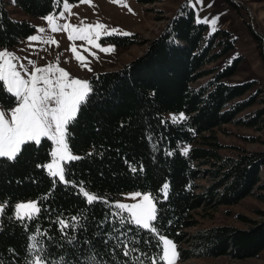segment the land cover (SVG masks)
<instances>
[{
  "label": "trees",
  "instance_id": "1",
  "mask_svg": "<svg viewBox=\"0 0 264 264\" xmlns=\"http://www.w3.org/2000/svg\"><path fill=\"white\" fill-rule=\"evenodd\" d=\"M13 5L43 16L57 8V1L13 0ZM33 30L26 20L13 18L0 0V47L15 45ZM108 39L118 47L139 43L135 33ZM233 45L225 30L207 34V25L197 22L194 9L182 4L161 33L148 41L143 54L89 78L92 92L68 126L70 150L82 157L67 165L70 179L83 182L91 193L110 203L133 190L158 198L155 226L177 243L178 260L219 255L245 258L264 249V216L249 219L239 214L247 226L216 223L186 230L198 222V210L235 205L247 196L264 201L259 177L264 152L224 155L219 151L222 144L206 134L227 123L255 126L264 113L261 108L253 117H238L255 100L254 95L237 99L250 90L252 82L224 81L236 73L238 57L222 68L209 67ZM13 102L14 97L0 87V104ZM180 113L188 119L173 123L171 117ZM185 147H189L187 155L182 153ZM52 148V141L42 139L39 145H25L14 161L0 158V202L6 205L0 215V261L26 264L33 255L30 238L36 236L43 241L47 259L59 264H87L86 257L93 254L100 264H125L128 258L115 248L117 241L109 239L119 231L126 232L128 239L135 235L141 252L155 254L152 235L128 223L121 226L109 215L115 209L104 203L86 204L72 185L58 181L54 185L42 167L50 160ZM201 178H207V184H198ZM165 183L167 199L160 191ZM30 198L39 202L40 213L30 220L16 219L14 203ZM73 216L83 217L75 227L71 226ZM60 220L70 227L62 231ZM38 231L46 236L37 235ZM149 239L152 244L144 243ZM182 241L188 245L182 246Z\"/></svg>",
  "mask_w": 264,
  "mask_h": 264
},
{
  "label": "rangeland",
  "instance_id": "2",
  "mask_svg": "<svg viewBox=\"0 0 264 264\" xmlns=\"http://www.w3.org/2000/svg\"><path fill=\"white\" fill-rule=\"evenodd\" d=\"M4 1L13 18L26 20L34 27V30L15 45L0 47V50L8 49L10 52L15 53L20 58V63H23L29 72L32 71L33 65L28 64V60L35 61L36 67L56 64L58 61L59 67L66 69L70 73V77L87 81L97 72L117 69L143 54L148 47V41L161 33L169 18L180 5L186 4L192 7L191 5L194 2V0H83V2L82 0H67L71 7L70 11H65V17L67 22L72 25L82 26V21L84 25H95L99 22L106 25L107 30L118 29L120 33L137 34L139 43L127 47H118L112 43L108 37L113 35L102 36L99 43L102 46H114L115 49L112 52H103L94 46L87 45L86 41H70L66 31L55 33L50 31V26L44 18L63 9L61 0H56L57 8L54 11L43 16H33L19 10L13 5V0ZM194 11L197 21L198 18L207 17L211 21L213 18L218 17L219 19L215 24L216 30L227 31L228 38L234 41L233 48L210 64L209 67L222 68L234 58L238 57L240 59L236 73L225 78L224 81L230 84L252 82L253 86L250 90L237 99H246L254 95L253 104L238 114V117L245 119L253 117L256 110L264 109V0H203L202 4H197ZM57 22L62 24L65 20H58ZM205 24L207 25V34L213 32V25L211 23ZM41 27L46 29L44 33L38 32ZM37 34L41 35L44 40L54 38L58 41L59 46L44 43L43 40L29 41L28 37ZM114 35L122 36L123 34ZM73 43L77 46L78 51L87 57V67L82 66L81 62L76 59L75 54L70 51ZM84 48H91V51L95 52L96 55H91ZM15 106L16 100L14 98L12 105L3 106L0 104V109L8 112ZM168 113L167 116L170 117L172 112ZM259 120L260 122L252 127L233 123L222 124L206 134H210L215 138L211 140L222 144L219 151L224 155L235 156L241 151L264 152V113ZM49 162L51 161L49 160L46 164ZM259 177L260 181L264 183V166L260 170ZM197 182L200 185H205L208 179L201 178ZM136 192L148 193L139 190L127 191L116 202L135 203L139 198L133 200L130 198V194ZM29 201L36 200L30 198L15 202L14 214L15 205ZM0 204L3 203L0 202ZM239 214L245 215L249 219H261L264 216V201H260L254 196H247L235 205L219 206L207 211L198 210L195 213L198 222L187 227L186 230L193 232L199 227L216 223L247 226L248 221L240 217ZM168 238L172 239L171 237ZM181 245L187 246L188 242L182 241ZM176 262L178 264H264V249L255 256L245 258H233L229 255L198 256L183 258Z\"/></svg>",
  "mask_w": 264,
  "mask_h": 264
},
{
  "label": "snow or ice",
  "instance_id": "3",
  "mask_svg": "<svg viewBox=\"0 0 264 264\" xmlns=\"http://www.w3.org/2000/svg\"><path fill=\"white\" fill-rule=\"evenodd\" d=\"M83 2V0H82ZM203 0H194L192 7L195 9L197 4H202ZM63 9L58 13H53L44 19L50 26V31L55 33L66 31L70 41H86L87 45L94 46L103 52L114 51V46H102L99 40L102 36L114 34L130 35L129 33H120L118 29L107 30V26L97 22L95 25L87 24L82 26L72 25L67 22L65 11H70V5L67 0H61ZM131 11V9H129ZM219 18H213L211 21L207 17L198 18V23H211L212 31H216L215 24ZM58 20H65L64 23H58ZM45 28L38 29L39 33H44ZM29 41L55 44L59 46L58 41L54 38L44 40L37 34L28 37ZM31 46V45H30ZM84 47L83 45L81 46ZM91 55H96L91 48H84ZM70 51L75 54L82 66L87 67V57L78 51L77 46L73 43ZM28 64L33 65V69L29 72L28 68L20 63V58L8 49L0 50V87L7 93L11 94L16 100V106L10 111L0 109V158H7L14 161L22 152L23 147L30 143L39 145L42 139L53 142L54 148L50 152V161L43 165L48 174L53 178V183L58 181L62 184L72 185L76 188L77 194L85 199L86 204L104 203L110 209V217L115 218L118 223L123 226L125 223L134 225L136 228L150 233L154 238L155 254L141 252L135 243V235L132 239H128L126 232L119 231L116 237H109L117 241L115 248L122 251V255L128 258L125 264H176L179 254L176 243L159 232L155 226L158 219L157 204L159 199L153 197L150 193L136 192L130 194V198L139 200L135 203L112 202L101 197L96 193H91L83 182H76L70 179V172L67 171V165L72 161L82 159V157L74 155L69 147L68 126L77 117L80 107L86 103L89 94L92 92V86L89 81L79 78L70 77V73L59 67V62L49 64L44 67H36L35 61L28 60ZM90 70V69H89ZM188 117L184 113L173 115L171 120L173 123L187 120ZM190 147V146H189ZM189 147L182 149V153L187 155ZM172 155L171 152L167 153ZM133 172L137 171L135 166H131ZM140 171H143V165H140ZM169 185L165 183L161 192L164 199H167ZM46 198V197H45ZM5 204H0V213L3 212ZM41 211L38 201L22 202L15 205V218L21 221L32 219ZM72 227L83 219V217L73 216L70 218ZM105 222H111L106 217ZM59 224L62 231L70 227L65 220H60ZM2 227V225H0ZM128 231H132L131 228ZM37 235L46 236V233L37 232ZM33 243L29 246L33 253L32 258L26 264H59L53 262L43 254V241L37 240L36 236L30 238ZM144 243L152 244L151 239L145 240ZM131 245V247H130ZM115 251V249H113ZM87 264H100L96 255L86 257ZM0 264H3L0 261Z\"/></svg>",
  "mask_w": 264,
  "mask_h": 264
},
{
  "label": "crops",
  "instance_id": "4",
  "mask_svg": "<svg viewBox=\"0 0 264 264\" xmlns=\"http://www.w3.org/2000/svg\"><path fill=\"white\" fill-rule=\"evenodd\" d=\"M14 18H16V17H14ZM16 19H20V18H16Z\"/></svg>",
  "mask_w": 264,
  "mask_h": 264
}]
</instances>
